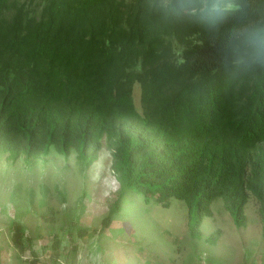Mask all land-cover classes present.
Wrapping results in <instances>:
<instances>
[{
  "label": "trees",
  "instance_id": "16d2710c",
  "mask_svg": "<svg viewBox=\"0 0 264 264\" xmlns=\"http://www.w3.org/2000/svg\"><path fill=\"white\" fill-rule=\"evenodd\" d=\"M104 137L122 190L183 200L193 235L251 196L264 235V0H0V152L91 164Z\"/></svg>",
  "mask_w": 264,
  "mask_h": 264
},
{
  "label": "rangeland",
  "instance_id": "374dc122",
  "mask_svg": "<svg viewBox=\"0 0 264 264\" xmlns=\"http://www.w3.org/2000/svg\"><path fill=\"white\" fill-rule=\"evenodd\" d=\"M134 101L139 109L138 83ZM118 175L108 140L91 164L75 152L63 157L53 150L35 159L0 152V264H264L253 196L245 225L234 222L220 197L193 235L184 201L172 198L168 207L154 197L147 202L144 193L123 191ZM15 222L24 226L23 249L12 240Z\"/></svg>",
  "mask_w": 264,
  "mask_h": 264
},
{
  "label": "clouds",
  "instance_id": "9594fccd",
  "mask_svg": "<svg viewBox=\"0 0 264 264\" xmlns=\"http://www.w3.org/2000/svg\"><path fill=\"white\" fill-rule=\"evenodd\" d=\"M107 140H108V139H107L106 137H104V139H102V141H101V148H102L103 141H107ZM108 141H109V140H108ZM109 144H110V141H109ZM111 144H112V143H111ZM111 144H110V146L112 147V154H113V153H114V148H113V145H111ZM101 148H100V150H101ZM53 150H54V149H52L51 151H53ZM100 150L98 151V156H99V152H100ZM51 151H50V152H51ZM54 151H56V150H54ZM50 152H49V153H50ZM56 152H57V151H56ZM73 152H74V151H73ZM73 152H72V153H73ZM2 153H8V152H2ZM72 153H71V154H72ZM75 153H76V152H75ZM8 154H9V153H8ZM44 154H48V153H44ZM44 154H41V155H44ZM71 154H70V155H71ZM76 154H77V153H76ZM41 155L37 156L36 158L40 157ZM59 155H61V154H59ZM70 155H69V156H70ZM9 156H10V155H9ZM21 156H25V155L22 154V155H20L19 157H21ZM62 156H63V155H62ZM69 156H68V157H69ZM19 157H18V158H19ZM63 157H65V156H63ZM113 157H114V156H113ZM11 158H12V157H11ZM25 158H26V157H25ZM77 158H78V156H77ZM16 159H17V158H16ZM27 159H28V158H27ZM31 159H35V158H31ZM78 159H79V158H78ZM97 159H98V157H97ZM97 159H96V160H97ZM80 160H81V159H80ZM96 160H95V161H96ZM173 198H175V197H173ZM219 198H220V197H219ZM155 199H156V198H155ZM176 199H178V198H176ZM216 199H217V198H216ZM156 200H157V199H156ZM179 200H180V199H179ZM170 201H171V200H170ZM182 201H183V200H182ZM223 202H224V201H223ZM212 203H213V202H212ZM258 203H259V202H258ZM161 204H162V203H161ZM162 206H164V205L162 204ZM224 206H225V204H224ZM225 208H226V207H225ZM187 209H188V207H187ZM228 211H229V210H228ZM211 214H212V204H211ZM211 214H210V215H211ZM233 220H234V219H233ZM200 226H201V225H200ZM188 227H189V221H188ZM189 229H190V227H189ZM190 232H191V231H190ZM191 234H192V233H191Z\"/></svg>",
  "mask_w": 264,
  "mask_h": 264
}]
</instances>
